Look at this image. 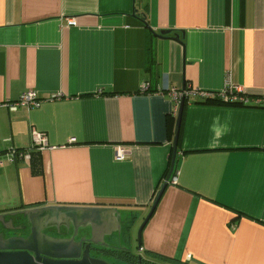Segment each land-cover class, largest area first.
Returning <instances> with one entry per match:
<instances>
[{
  "label": "crops",
  "instance_id": "obj_1",
  "mask_svg": "<svg viewBox=\"0 0 264 264\" xmlns=\"http://www.w3.org/2000/svg\"><path fill=\"white\" fill-rule=\"evenodd\" d=\"M187 86L175 169L133 252L169 166V90ZM226 87L242 100L199 94ZM28 89L38 106L4 105ZM31 129L53 147L0 167V230L20 221L8 211L108 207L119 231L95 240L109 248L264 264V0H0V154Z\"/></svg>",
  "mask_w": 264,
  "mask_h": 264
},
{
  "label": "water",
  "instance_id": "obj_2",
  "mask_svg": "<svg viewBox=\"0 0 264 264\" xmlns=\"http://www.w3.org/2000/svg\"><path fill=\"white\" fill-rule=\"evenodd\" d=\"M142 22L145 23L144 17H138ZM153 35L162 37L169 33L168 30H161L160 32L152 31ZM169 38L179 41L177 33H174ZM184 87H182L183 89ZM185 104V98L183 97L178 105L177 116L175 119L174 134L171 142V156L169 161V166L167 173L160 184L158 190L155 192L153 199L151 201L150 207L143 220L141 221L139 228L137 230V247L140 246V233L146 222L148 221L150 215L152 214L156 203L164 190L166 184L168 183L172 172L175 169L176 164V154H177V141L180 126V117L182 113L183 106ZM114 211V216L111 212ZM8 215L21 214L24 220L31 225V233L26 237H17L9 235L8 237L0 236V264H113L104 257H93L89 255V246L91 243L99 244L95 240V235L98 228L105 226L111 227L115 225L119 231V221L120 217L116 213L115 209L110 208H99V207H86L81 205H41L23 209V211L9 212ZM4 214L0 215L3 218ZM44 224L49 225H64L66 231L72 228V235L69 241L66 242L65 239L59 238H49V241L43 243V246L47 250L38 251L36 249H31L30 242L38 240L41 229L39 226ZM13 228H8V231ZM82 230L87 232L89 237L84 234L81 241H87L84 250L81 253V248L78 246L80 243H76L73 237L78 234V231ZM96 230V231H95ZM1 232V231H0ZM110 233V232H109ZM1 234V233H0ZM120 234V232H118ZM42 237V236H41ZM3 241V242H2ZM102 245L107 246L105 243L101 242ZM50 249V251H49ZM77 249L76 252H72ZM30 250L31 253L28 251ZM55 250L56 252H52ZM128 250V249H126ZM60 251H63L60 253ZM138 259L141 258L140 255H136Z\"/></svg>",
  "mask_w": 264,
  "mask_h": 264
},
{
  "label": "built area",
  "instance_id": "obj_3",
  "mask_svg": "<svg viewBox=\"0 0 264 264\" xmlns=\"http://www.w3.org/2000/svg\"><path fill=\"white\" fill-rule=\"evenodd\" d=\"M68 23L74 24L73 19H69ZM141 90H145V86L142 87ZM195 92L196 91L192 90L188 86L184 87L183 89H180V90H178V89L169 90V94L172 96V98L175 100V102H178V100L181 97L187 98L189 96H192L195 94ZM199 94L202 97H208V98H212V97L221 95L222 98H225L228 100H233V101H235V100L241 101L242 100L235 90L232 89V91H231L230 87H226L222 91V93H219L218 95H214V94L212 95V94L205 93V92H199ZM41 101H42V99H40L33 90L28 89V90L22 92L19 95L18 99H16L15 101H9L8 103H6L4 105L10 110H15L19 106H26V107L38 106L41 103ZM30 139H31L30 147L25 148V149L12 150L8 153L0 154V167L4 166L7 162H16V161L22 159L23 156L26 155L32 149L43 150V149H48V148L53 147V146L48 145L45 134L42 132H38L35 129H31ZM120 158H122V154L118 153L117 159H120ZM173 180L175 181V177L173 178ZM187 256L189 257V255H187Z\"/></svg>",
  "mask_w": 264,
  "mask_h": 264
},
{
  "label": "flooded vegetation",
  "instance_id": "obj_4",
  "mask_svg": "<svg viewBox=\"0 0 264 264\" xmlns=\"http://www.w3.org/2000/svg\"><path fill=\"white\" fill-rule=\"evenodd\" d=\"M16 218H18V220L20 219V221L17 223V226L14 227L12 230L8 231V228H4L2 230H0L1 234L0 236H4V237H8V232L9 235H13V236H17V237H23L26 238L30 233V227L31 225L29 223H27L26 220H24V217L22 215L15 216ZM57 225L53 224L52 226H46L44 224H41L39 226V229H41V234L38 238V240L36 241H31L30 247L31 249H36L38 251L41 250H47V248H45L43 246V243H45L46 241H49V238H59V239H65L66 242L69 241L70 236L72 235V228H70L68 231H66L65 226L64 225H59V227H56ZM86 235V237H89V235L87 234V232H84L82 230L78 231V234L76 236L73 237V240L78 243V241L80 243H78L79 247L81 248V253L84 250L87 241L83 240L81 241L80 239L82 238L83 235ZM42 236V237H41ZM49 237V238H48ZM97 240V239H96ZM3 242V241H2ZM99 244H95V243H91L89 246V255L93 256V257H104L107 260H109L110 262H112L113 264H128L124 261H121L119 258H117L116 256L112 255V251L118 250V249H114V248H109L108 246L102 245L100 242H98ZM1 244V242H0ZM30 253L31 251L28 250ZM48 251V250H47ZM50 251V249H49ZM53 253L56 252L55 250H51ZM77 249L73 250L72 252H76ZM63 251H60V253ZM112 252V253H111Z\"/></svg>",
  "mask_w": 264,
  "mask_h": 264
},
{
  "label": "trees",
  "instance_id": "obj_5",
  "mask_svg": "<svg viewBox=\"0 0 264 264\" xmlns=\"http://www.w3.org/2000/svg\"><path fill=\"white\" fill-rule=\"evenodd\" d=\"M212 99V100H210ZM207 101L214 102L215 97L208 98ZM191 102H197L196 99L191 100ZM167 173V171H166ZM166 175V174H165ZM165 177V176H164ZM113 252V253H112ZM112 255L119 258L121 261H124L128 264H181V261H176L173 258L166 257L164 255L156 254V253H149L147 257H141L138 259L134 254L129 252L128 250H115L112 251Z\"/></svg>",
  "mask_w": 264,
  "mask_h": 264
},
{
  "label": "rangeland",
  "instance_id": "obj_6",
  "mask_svg": "<svg viewBox=\"0 0 264 264\" xmlns=\"http://www.w3.org/2000/svg\"><path fill=\"white\" fill-rule=\"evenodd\" d=\"M194 95H196V93L194 94ZM183 97H181L179 100H178V102H180V100L182 99ZM141 223V222H140ZM140 223L138 224V226L136 227V229H135V231H134V242H132V250H133V252H137L138 251V247H137V230H138V228H139V225H140Z\"/></svg>",
  "mask_w": 264,
  "mask_h": 264
}]
</instances>
